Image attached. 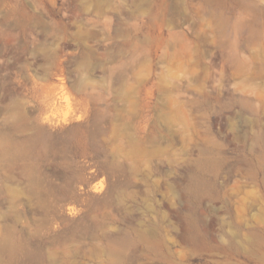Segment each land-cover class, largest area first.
I'll return each mask as SVG.
<instances>
[{"label":"rangeland","instance_id":"374dc122","mask_svg":"<svg viewBox=\"0 0 264 264\" xmlns=\"http://www.w3.org/2000/svg\"><path fill=\"white\" fill-rule=\"evenodd\" d=\"M0 264H264V0H0Z\"/></svg>","mask_w":264,"mask_h":264}]
</instances>
